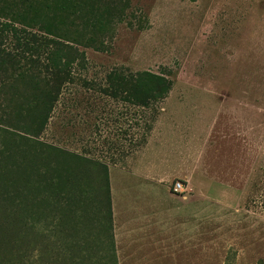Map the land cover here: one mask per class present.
Returning a JSON list of instances; mask_svg holds the SVG:
<instances>
[{
  "label": "rangeland",
  "instance_id": "374dc122",
  "mask_svg": "<svg viewBox=\"0 0 264 264\" xmlns=\"http://www.w3.org/2000/svg\"><path fill=\"white\" fill-rule=\"evenodd\" d=\"M127 1L103 50L77 46L84 58L38 137L15 129L21 122L0 107L11 123L0 129V197L9 204L22 179L47 177L60 157L45 154L52 146L71 165L72 154L106 164L118 217L142 224L122 234L123 252L136 253L120 264H264V0ZM113 69L148 71L171 85L162 100L139 106L103 92ZM177 181L183 190L173 189ZM87 191L81 236L93 247L98 215ZM167 191L188 192V202L172 206ZM53 208L41 207L37 222L51 239ZM175 218L187 229L173 231ZM171 236L183 245L175 256L161 250Z\"/></svg>",
  "mask_w": 264,
  "mask_h": 264
},
{
  "label": "trees",
  "instance_id": "16d2710c",
  "mask_svg": "<svg viewBox=\"0 0 264 264\" xmlns=\"http://www.w3.org/2000/svg\"><path fill=\"white\" fill-rule=\"evenodd\" d=\"M127 6V0H0V42L14 40L10 46L0 44V93L10 94L0 107L21 122L12 124L15 129L31 137L44 131L63 87L73 79L74 65L84 58L77 46L103 50ZM170 85L167 78L148 71L113 69L105 76L103 92L144 107L165 98ZM2 114L1 130L11 124ZM53 151L60 157L52 168L47 164V177L22 179L20 197L9 204L0 197V264H101L92 256L100 253L105 264H119L107 165L73 154L71 165L65 158L69 154L52 146L44 152ZM49 171L54 175L48 176ZM90 188L98 215L93 247L81 236ZM31 192L36 196L29 197ZM49 206L56 211L51 215L54 239L37 226L41 207ZM29 207L35 212H28Z\"/></svg>",
  "mask_w": 264,
  "mask_h": 264
},
{
  "label": "crops",
  "instance_id": "0c3cea01",
  "mask_svg": "<svg viewBox=\"0 0 264 264\" xmlns=\"http://www.w3.org/2000/svg\"><path fill=\"white\" fill-rule=\"evenodd\" d=\"M110 179H109V186H110ZM123 193H133V194H151V193H137V192H128V191H121ZM115 192H110V198H111V210H112V225H113V237H114V242H115V248H116V254H117V258H118V262L120 264V262H123V261H126V262H129L127 259L132 255H135L136 251L134 252L133 250L132 251H129V252H123V250L121 249V244L122 243H119V241L121 240V238L124 236V235H127V234H130V237H132V234H134V229H133V226L135 225H140L142 226L141 223H136L134 221L133 224L134 225H130V227L128 226H125V221H126V218L124 219H121L120 217H118V215H120V212L118 211L117 213V208H116V198H120L118 196H115L118 194L115 193ZM122 193V194H123ZM154 193H158V192H154ZM163 195H166V198L168 199H171L172 200V203L171 205L174 206V207H177L181 205L182 201L184 202H188V201H185L186 199H188V196L187 195H190L188 194V192H186L185 194H182V195H178V194H174L172 192H164L162 193ZM116 197V198H115ZM134 200H136L134 198ZM179 200V201H178ZM181 201V202H180ZM192 202V201H191ZM172 208V207H171ZM152 210H149L148 212H151ZM134 214V213H133ZM179 216V215H178ZM166 217V216H165ZM144 221H146L147 223H150L151 220L149 219H143ZM165 221V220H164ZM166 222H170V221H165L164 225L166 227ZM173 222L175 225H172L171 228L173 229V231H181V230H184V229H187V225H183L182 223H180L176 218L173 219ZM148 228V227H146ZM123 234V236H122ZM122 236V237H121ZM165 237L166 236H163L161 237L162 239L165 240ZM172 238L169 240V238L167 239V241H163L161 242L162 243V247L163 249H161L163 251L162 254H167V255H173L175 256L177 254V252H179V250H181V247L183 246L182 245V241H179L178 239H175V237L171 236ZM177 248H180L179 250ZM169 249V250H168ZM168 250V251H167Z\"/></svg>",
  "mask_w": 264,
  "mask_h": 264
},
{
  "label": "built area",
  "instance_id": "2783aa9c",
  "mask_svg": "<svg viewBox=\"0 0 264 264\" xmlns=\"http://www.w3.org/2000/svg\"><path fill=\"white\" fill-rule=\"evenodd\" d=\"M182 187H183V186H182V183H181L180 181H177V182L174 184L173 189H174L175 191H181V190H183Z\"/></svg>",
  "mask_w": 264,
  "mask_h": 264
}]
</instances>
